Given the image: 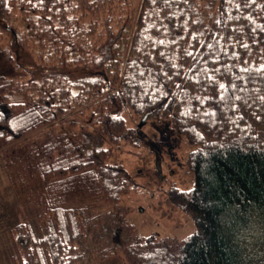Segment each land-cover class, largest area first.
Masks as SVG:
<instances>
[{
  "label": "trees",
  "instance_id": "16d2710c",
  "mask_svg": "<svg viewBox=\"0 0 264 264\" xmlns=\"http://www.w3.org/2000/svg\"><path fill=\"white\" fill-rule=\"evenodd\" d=\"M0 25L47 72L0 85V153L43 129L42 155L23 156L30 179L90 194L66 206L40 188L46 232L18 222L15 264H90L119 248L131 264H264V0H0ZM125 108L170 118L195 146L194 185L174 196L196 213L183 239L126 242L129 173L112 160L133 135ZM85 113L93 129H69L67 147L54 138Z\"/></svg>",
  "mask_w": 264,
  "mask_h": 264
},
{
  "label": "rangeland",
  "instance_id": "374dc122",
  "mask_svg": "<svg viewBox=\"0 0 264 264\" xmlns=\"http://www.w3.org/2000/svg\"><path fill=\"white\" fill-rule=\"evenodd\" d=\"M13 25L19 29L21 19L14 20ZM33 57L35 55L25 52L18 46L13 34L0 25V85L13 82V79L27 81L30 77H44L46 69ZM60 70H71L76 76L84 74L80 68L49 67V72ZM122 115L133 135L113 145L112 160L121 163L129 173L121 203L124 221L130 225L126 242H133L136 236L183 239L191 235L197 230L196 213L182 210L181 204L185 200L178 204L174 196L177 190H189L194 185V177L187 168L186 158L195 146L188 144L173 128L170 118L148 119L147 123H142L127 108ZM71 122L73 125L69 126ZM82 127L93 129L87 113L67 119L66 128L59 126L58 132L61 131V135L56 132L54 138L67 147L68 130L77 132ZM46 136L49 135L40 129L0 153V264H15L17 251L12 231L21 219L30 224L36 236L46 232L45 226L39 221V214L44 207L40 205L42 200L37 195L45 185L43 182L32 181L23 163V156L28 151L30 153L34 150L37 155L38 152L42 155L40 148ZM18 174L19 186L13 181L14 175ZM77 184L72 188L66 182L65 185L53 182L46 185L47 190H41L46 191L49 199L63 198L61 204L74 206L75 201L81 204L90 195L85 192V185L80 182ZM95 195L91 194V197ZM118 252L122 257L111 255L105 259L96 258L92 263L93 255L90 264H131L123 248H119Z\"/></svg>",
  "mask_w": 264,
  "mask_h": 264
},
{
  "label": "snow or ice",
  "instance_id": "6c2138e0",
  "mask_svg": "<svg viewBox=\"0 0 264 264\" xmlns=\"http://www.w3.org/2000/svg\"><path fill=\"white\" fill-rule=\"evenodd\" d=\"M262 67V70H264V66H261ZM221 87H223V85H221Z\"/></svg>",
  "mask_w": 264,
  "mask_h": 264
},
{
  "label": "water",
  "instance_id": "95a60500",
  "mask_svg": "<svg viewBox=\"0 0 264 264\" xmlns=\"http://www.w3.org/2000/svg\"><path fill=\"white\" fill-rule=\"evenodd\" d=\"M145 120H146V118H144V120L142 121V123L145 122Z\"/></svg>",
  "mask_w": 264,
  "mask_h": 264
},
{
  "label": "crops",
  "instance_id": "0c3cea01",
  "mask_svg": "<svg viewBox=\"0 0 264 264\" xmlns=\"http://www.w3.org/2000/svg\"><path fill=\"white\" fill-rule=\"evenodd\" d=\"M0 168H2V166H0Z\"/></svg>",
  "mask_w": 264,
  "mask_h": 264
}]
</instances>
